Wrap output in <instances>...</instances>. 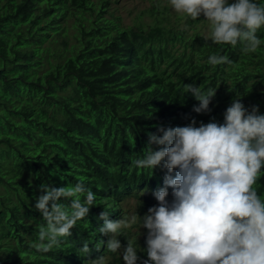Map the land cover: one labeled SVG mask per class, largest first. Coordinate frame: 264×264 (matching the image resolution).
Returning <instances> with one entry per match:
<instances>
[{
    "label": "trees",
    "instance_id": "trees-1",
    "mask_svg": "<svg viewBox=\"0 0 264 264\" xmlns=\"http://www.w3.org/2000/svg\"><path fill=\"white\" fill-rule=\"evenodd\" d=\"M151 1L141 14L153 18L150 24L125 26L112 0H0V264H83L84 243L104 242L101 212L118 221L125 197L138 200L140 214L157 206L154 193L178 169L169 173L163 161L154 169L133 164L145 157L149 133L162 136L160 127L193 119L196 127L222 124L236 98L264 115V26L257 30L260 46L245 53L239 41L214 43L203 14L172 20L168 0ZM213 54L232 63L210 65ZM185 84L216 90L210 111H193L200 102ZM80 180L96 196L89 213L71 236L37 251L32 245L46 225L35 208L41 185ZM254 187L264 199V168ZM124 232L116 236L120 243ZM133 241L143 244L136 249L143 264L147 240ZM109 253V264L118 263Z\"/></svg>",
    "mask_w": 264,
    "mask_h": 264
},
{
    "label": "clouds",
    "instance_id": "clouds-1",
    "mask_svg": "<svg viewBox=\"0 0 264 264\" xmlns=\"http://www.w3.org/2000/svg\"><path fill=\"white\" fill-rule=\"evenodd\" d=\"M170 4L177 13L193 20L203 14L210 23L214 43L236 46L239 41L245 53L255 52L261 44L257 30L264 26V3L170 0ZM208 63L216 66L232 61L213 54ZM185 88L200 102L193 111H210L215 89L203 92L193 84H185ZM258 113V106L253 105L249 112L236 98L227 108L222 124L201 122L196 127L193 119L188 126L160 127L162 136L149 133L145 157L133 164L154 169L163 161L169 173L178 169L175 177L165 176L166 187L154 193L159 203L147 213H139L138 200L133 197L122 200L118 221L109 219L108 210L101 212L99 218L104 225L99 232L105 235L104 242L99 248L84 243L79 249L86 255L83 264H109V251L115 253L118 264L121 257L125 264H137L136 249L143 244L134 247L133 240L139 236L138 240H147L149 259L143 264H264V199L254 187L264 168V115ZM154 144L165 147L153 150ZM167 187L173 189L169 197ZM41 191L44 194L36 198L35 208L46 225L39 226V242L32 246L47 253L60 243L59 238L71 236V230L87 216L96 196L83 180L59 188L43 184ZM166 197L169 201L174 198L171 204ZM61 198L69 199L70 204L59 203ZM131 201L136 204L133 216ZM136 220L143 222L144 231L130 237L127 225ZM122 227L125 237L120 243L116 236ZM100 251L99 256L94 255Z\"/></svg>",
    "mask_w": 264,
    "mask_h": 264
},
{
    "label": "rangeland",
    "instance_id": "rangeland-1",
    "mask_svg": "<svg viewBox=\"0 0 264 264\" xmlns=\"http://www.w3.org/2000/svg\"><path fill=\"white\" fill-rule=\"evenodd\" d=\"M167 1V0H166ZM113 4L112 7L116 8L115 13L120 15L122 17L123 24L125 26H131L134 25L135 23H144V24H150L153 21V18L149 15H143L144 12H148L151 5L152 1L151 0H112ZM165 4V2H164ZM169 6V11L172 14V20L174 16H184L185 14H180L177 13L174 8L170 4V0H168ZM69 26L71 27L74 23L73 21H68ZM208 25L205 27L204 31L206 35L210 34V23H207ZM73 30H71L72 32ZM136 205V204H135ZM134 203L131 201L129 203V206H131L130 209V214L133 216V209L136 207ZM129 221L127 228H129V234L130 237H134L136 234L142 233L144 231L143 228V222H136L135 223H130ZM148 229H145V233H148ZM138 239H141L139 236ZM119 256L122 254V250H118ZM121 264H125V261L123 260V257L120 258ZM118 264V263H114Z\"/></svg>",
    "mask_w": 264,
    "mask_h": 264
},
{
    "label": "bare ground",
    "instance_id": "bare-ground-1",
    "mask_svg": "<svg viewBox=\"0 0 264 264\" xmlns=\"http://www.w3.org/2000/svg\"><path fill=\"white\" fill-rule=\"evenodd\" d=\"M66 35V34H65ZM135 180V179H134ZM171 189V188H170ZM134 190V189H133ZM113 195V194H112ZM123 197V196H122ZM124 198V197H123ZM112 199V198H111ZM139 208V207H138Z\"/></svg>",
    "mask_w": 264,
    "mask_h": 264
}]
</instances>
